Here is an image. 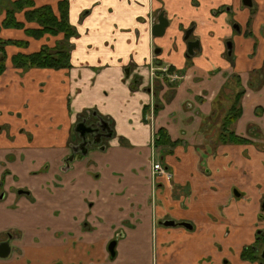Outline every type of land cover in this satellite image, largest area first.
I'll return each instance as SVG.
<instances>
[{
    "label": "crops",
    "instance_id": "0c3cea01",
    "mask_svg": "<svg viewBox=\"0 0 264 264\" xmlns=\"http://www.w3.org/2000/svg\"><path fill=\"white\" fill-rule=\"evenodd\" d=\"M9 1L0 0V37L29 43L6 45L0 74V240L9 232L11 245L0 264H38V251L48 253L44 264H154L155 254L157 264H264L241 258L264 228V190L257 187L264 185V151L251 147L244 156L242 146L220 145L213 152L203 128L226 109L217 100L235 74L246 92L234 130L247 135L254 124L261 139L256 133L251 139L264 141V83L248 86L252 72L264 68V0H69L78 32L69 39L72 66L27 70L13 65V55L54 46L64 34L35 38L3 27ZM33 1L59 15L60 0ZM161 10L171 24L155 37L149 13ZM16 17L38 27L24 10ZM191 26L200 49L187 57L184 32ZM158 48L156 59L182 71L173 85L151 76ZM83 113L112 122L105 147L83 153L76 146ZM159 128L179 143L159 156L173 183L159 178L155 190L150 157ZM185 187L193 193L189 205L182 204ZM244 191L254 198L246 201Z\"/></svg>",
    "mask_w": 264,
    "mask_h": 264
},
{
    "label": "trees",
    "instance_id": "16d2710c",
    "mask_svg": "<svg viewBox=\"0 0 264 264\" xmlns=\"http://www.w3.org/2000/svg\"><path fill=\"white\" fill-rule=\"evenodd\" d=\"M59 15L55 13L53 7L50 4H45L39 7H35L33 0H10L8 5L5 7L6 15L2 21V26L6 28H20L25 29L27 35L41 38L45 34L58 35L59 33L64 34V39L58 41L54 46L44 44L41 48L32 53H17L12 57V63L17 68L27 70L29 68H70L71 63V44L69 39L77 36L78 32L75 26L70 23L69 20V0H60L58 3ZM24 10L25 17L28 22H35L38 24L36 28L26 27L24 22L17 20L16 13ZM28 40H16V39H4L0 37V74L4 73L6 69V45H18L26 47ZM190 62V60H189ZM175 67L171 66L170 70L174 71ZM176 70V69H175ZM182 72V71H180ZM252 79L250 80V86L256 83L255 88H259L264 79V68H259L252 72ZM231 84L228 85L227 81L224 89L221 91L217 103H222V100L227 98L226 90L230 88L237 90L234 94V101L228 112L226 111L224 116L221 118L219 138L223 143L227 142H241L246 138L237 135L234 130V124L242 114V96L244 90L241 89V80L238 75L233 74ZM229 78V79H230ZM235 81V83H234ZM147 107V108H146ZM145 107L143 120L147 121V115L150 112L148 106ZM155 106V111H156ZM99 115V114H98ZM102 118L104 116L99 115ZM81 119L84 117V113L80 115ZM80 119V120H81ZM110 125L113 126L109 119L104 118ZM254 128V127H253ZM252 129V128H251ZM251 136V134H249ZM156 146H160L163 150V156L172 152L174 147L179 143V140H173L165 128H159L156 132L155 137ZM264 247V230L257 232V237L254 243L245 247L241 252V258L243 260L253 261L261 260L259 250Z\"/></svg>",
    "mask_w": 264,
    "mask_h": 264
},
{
    "label": "water",
    "instance_id": "95a60500",
    "mask_svg": "<svg viewBox=\"0 0 264 264\" xmlns=\"http://www.w3.org/2000/svg\"><path fill=\"white\" fill-rule=\"evenodd\" d=\"M245 4L251 5L249 0H244ZM169 25V20L165 16L164 12L160 13L158 17L157 23L153 25L152 32L155 36H162L165 33L166 28ZM192 28L188 29L185 33V39L189 37ZM200 49L199 40H189L187 41V57H191L195 54V51ZM75 132L78 135L79 142L76 143L83 153H87L89 147H100L102 146V142L105 138H111L113 136V130L110 127V124L97 113L90 114L86 117H83L80 121H78L75 125ZM75 148V146H74ZM75 155L69 157V159H73ZM19 193H27L25 190H19ZM3 195L0 196L2 198ZM262 209H264V202L262 205ZM175 222L173 220H168L165 222L167 225H173ZM183 225L189 227V223L183 222ZM116 240H113L109 244V251L112 256L115 255V246ZM262 258H264V249L262 251ZM11 253V245L8 240L0 242V257H7Z\"/></svg>",
    "mask_w": 264,
    "mask_h": 264
},
{
    "label": "rangeland",
    "instance_id": "374dc122",
    "mask_svg": "<svg viewBox=\"0 0 264 264\" xmlns=\"http://www.w3.org/2000/svg\"><path fill=\"white\" fill-rule=\"evenodd\" d=\"M152 11H150V13H149V16L150 15H153L154 13H151ZM60 34V33H59ZM63 34V33H62ZM59 41H61V40H59ZM22 69V68H21ZM54 69V68H53ZM60 69H62V68H60ZM232 81V78H230L229 79V82H231ZM170 84H174L175 83V81L174 80H171V78H170V80L168 81ZM238 87V86H237ZM235 88V87H234ZM234 95H232L231 97H230V100L228 101V102H225V100L220 104V108H223V107H225L226 106V103H229V104H232L233 103V101H234ZM153 109H154V107H153ZM228 109L226 108L224 111H218L217 113H216V115H215V117L212 119V121L211 122H206V123H204L203 124V128L205 129V131L207 130L210 134H205L207 137H208V139H211V140H213V148H214V150H213V152H215V150H217V148H218V146H220V145H233V146H242V154L244 155V156H248V155H250V153H249V150H250V148L251 147H255L257 150H259V151H264V141H262V143H260V144H258V143H256L253 139H251V137L247 134V135H240L241 137H243V138H246V140H244V141H241V142H227V143H223L221 140H220V138H219V133H217V135L215 136V138L214 139H212L213 137V135L217 132V131H219L220 130V122H221V117L222 116H224L225 114H227V113H224V112H226ZM228 112V111H227ZM149 118H147V120H148ZM208 119V118H207ZM110 124V123H109ZM208 126V127H207ZM110 127H111V125H110ZM112 128V127H111ZM238 135V134H237ZM261 142V141H260ZM151 146H152V143H151ZM163 150H159V149H155V148H153L152 147V150H151V156H154L155 158H158V159H160L159 158V156L161 155V154H163V152H162ZM173 152V151H172ZM171 152H169L168 154H170ZM246 165L250 168V167H252V165H253V162L251 161V159H248L247 161H246ZM168 170L172 173V175H171V178L169 179L168 178V180L167 179H164V178H162L163 180H166V181H168V183H170V184H172L173 183V179H174V172L172 171V170H170L169 168H168ZM161 179V178H160ZM237 187H239L240 185H236ZM210 188H214L215 187V184H212V185H210L209 186ZM258 188H262L263 190H264V185H258L257 186ZM2 190V187L0 188V191ZM157 191H158V189H157ZM245 192V200L246 201H248V200H251V199H253L254 198V194L253 193H251V192H248V191H244ZM19 193V192H18ZM0 194H2V193H0ZM192 195H193V193H192V190L189 188V187H185V195H184V197H183V199H182V204H187V205H189V203H190V201H191V198H192ZM23 196V195H22ZM155 197H157L156 196V193L154 192V198ZM156 199V198H155ZM226 199V198H225ZM262 200L263 199H261V201H260V203H259V210H260V206L262 207V205H263V203H262ZM156 201V200H155ZM155 201H154V205H155ZM230 201L229 200H226V203H229ZM261 214H263V216H264V211H263V209L261 210ZM7 218V220H9V221H14V220H16V224H19V225H21V224H24V225H31L32 224V222H30V221H28L25 217L23 218L22 216H18V217H14V216H7L6 217ZM258 221H261L262 222V219H259ZM228 230H231V228H228ZM242 232H244V225H242V224H240V228H239V230H238V233H242ZM38 253H39V256H38V258H37V260H38V264H44L45 262H46V260H47V258H48V253H45V252H42V251H38ZM52 253H55L53 250H52ZM260 253V252H259ZM41 256H44V258H43V260H40V257ZM157 257V255L155 254V256H154V258H152L151 259V261L153 260L154 261V264H157L156 263V258ZM2 258V257H1ZM243 260V259H242ZM243 261H248V260H243ZM254 261H259V260H253V261H251V262H254ZM167 262H165V261H163L162 262V264H166Z\"/></svg>",
    "mask_w": 264,
    "mask_h": 264
},
{
    "label": "flooded vegetation",
    "instance_id": "af4514ba",
    "mask_svg": "<svg viewBox=\"0 0 264 264\" xmlns=\"http://www.w3.org/2000/svg\"><path fill=\"white\" fill-rule=\"evenodd\" d=\"M162 12H164V14H165V16L167 17V15H166V13H165V11L164 10H161V11H159L158 13H155V14H153V15H150L149 16V21H150V24H151V30H152V28H153V25L155 24V23H157V21H158V17H159V15H160V13H162ZM168 18V17H167ZM169 20V19H168ZM170 24H171V22H170V20H169V25H168V27L170 26ZM167 27V28H168ZM166 28V29H167ZM190 28H192L193 30H194V28H193V26H191V27H189V28H187L186 30H185V32H184V41L187 43V41H189V40H199L198 38L197 39H194L193 38V32L194 31H192L191 32V34L189 35V37L188 38H186L185 39V33H186V31L188 30V29H190ZM166 31V30H165ZM152 34H153V32H152ZM165 34V33H164ZM163 34V35H164ZM162 35V36H163ZM153 36H155V35H153ZM155 37H159V36H155ZM200 42V41H199ZM161 52V49L160 48H158V49H154L153 50V53H152V59H154V62H153V64H152V66H151V68L154 66L155 67V69H156V72H158L157 73V76L156 77H158V76H160V77H164V81H165V79L167 80V81H169L170 80V77L167 75L168 73H172L173 71H171L170 70V67L171 66H173V67H175L174 65H168V64H163L164 62H162L161 60H158V59H156L157 58V53H160ZM196 52V51H195ZM164 67H167L168 68V70H167V74L164 72L163 73V68ZM175 70V69H174ZM128 71H130V67H127L126 68V72L128 73ZM176 71H177V69H176ZM177 73H180V75H179V77L176 79V81L178 80V79H180L181 78V72L180 71H177ZM167 76H166V75ZM128 75V74H127ZM138 77H139V75H137ZM138 77H134V79H133V83L134 84H136L137 82H136V80L138 79ZM252 79V77L250 78V80ZM250 80H249V82H248V86L250 87V88H255V86H256V83L255 84H253V86L251 87L250 86ZM264 80V79H263ZM234 83H235V81H234ZM263 83H264V81H263ZM263 83H262V85H263ZM261 85V86H262ZM258 86V85H257ZM256 86V87H257ZM260 86V87H261ZM259 87V88H260ZM241 89L242 90H244V94H245V92H246V89L243 87V85H242V83H241ZM258 89V88H257ZM155 90V89H154ZM236 90H237V87H235L234 89H232V88H230V90L229 89H227V91H228V96H227V98H225V99H223L222 100V102L225 100V102H228L229 100H230V97L232 96V95H234L235 94V92H236ZM154 92V91H153ZM155 94V93H154ZM244 94H243V96H244ZM242 96V97H243ZM241 102H242V99H241ZM218 105V104H217ZM226 105H227V109L228 108H230V106L232 105V104H229V103H226ZM242 105V104H241ZM242 113H243V107H242ZM242 115V114H241ZM222 118V117H221ZM237 122V121H236ZM254 127V128H253ZM252 128V129H251ZM256 126L254 125V124H252L250 127H249V130H248V135L249 134H254V133H256L257 134V136L256 137H258L259 139H261V136H260V134L258 135V133H257V131H256ZM250 136V135H249ZM252 136V135H251ZM255 137V136H254ZM106 139V138H105ZM103 143V142H102ZM102 145V144H101ZM103 147H105V145H102ZM102 147V148H103ZM4 183V180L3 181H1V184H3ZM19 190H25V189H19ZM18 190V191H19ZM26 191V190H25ZM1 195H3L4 196V193L3 194H1ZM264 202V198H263V200H262V203ZM262 208V207H261ZM263 211H264V209H263ZM263 215V214H262ZM262 230H264V228H259L258 229V231L257 232H262ZM9 232H7V233H5V236H4V238H2V240H0V242L1 241H5V240H8V238H9ZM256 237H257V235H256ZM255 242V241H254ZM253 242V243H254ZM263 249H264V247H262V249H260L259 250V252H260V257L262 258V251H263ZM263 260H264V258H262ZM258 262H260V263H264V261H261V260H259Z\"/></svg>",
    "mask_w": 264,
    "mask_h": 264
},
{
    "label": "built area",
    "instance_id": "2783aa9c",
    "mask_svg": "<svg viewBox=\"0 0 264 264\" xmlns=\"http://www.w3.org/2000/svg\"><path fill=\"white\" fill-rule=\"evenodd\" d=\"M167 70H168V68L164 67L163 73L165 72L167 74ZM167 75L171 78V80H175L179 77V74H177L175 72L168 73ZM151 76H153V77L157 76L156 75V69L154 66L151 68ZM153 143H154V139H153ZM171 175H172V173L168 170V168H166L163 165V163L161 161H159V159L155 158L154 156H151V178L154 182H156V180H158L159 178H164V179L168 180V178L169 179L171 178Z\"/></svg>",
    "mask_w": 264,
    "mask_h": 264
}]
</instances>
